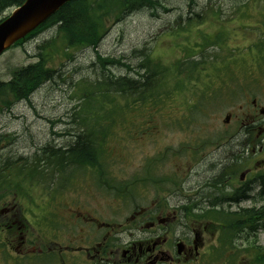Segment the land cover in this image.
<instances>
[{
  "label": "rangeland",
  "instance_id": "374dc122",
  "mask_svg": "<svg viewBox=\"0 0 264 264\" xmlns=\"http://www.w3.org/2000/svg\"><path fill=\"white\" fill-rule=\"evenodd\" d=\"M159 4V6L146 7L128 13L119 20L111 19L109 29L96 49L91 46L81 49L66 47L57 26H52L36 33L22 45L15 46L0 56V85H5L11 80L15 69L37 63L42 54L45 58H49L50 64L56 70L53 78L44 81L27 97L19 100H15L13 92L9 89L0 90L1 165L7 157L15 158L17 155L30 158V165L33 159H36L39 149H43L44 144H52V147L58 144H74L77 136L89 134L91 137L90 132L83 130L87 129L86 125L75 116L88 104L83 103L81 99L83 90H93L101 81L104 82L110 78L116 79L126 75L137 78L135 74L137 71L140 73L146 71L144 68L140 69L139 65L147 57L153 61L161 60L162 63L171 66L178 59L187 57L188 50L191 55L192 48L193 51L198 48L199 44L204 43V36L208 35L218 38V44L206 47L205 50L199 51L200 53L193 52L200 60L207 61V72L215 68L218 62H227V60H230V70L235 71L239 67L242 69L240 72L235 71L237 79L234 81L226 78L225 74L229 73L228 68L221 67L226 79L221 81L230 88L223 90L225 96L207 107L208 116L203 118L204 121L196 120L191 127V132L178 130L167 126L160 119L164 111L161 114L152 111V120L149 119V123L146 124L149 128L144 130L141 123L144 120V116L142 117L144 111L140 113L132 108L124 113L123 123L116 127L114 137L120 139L122 144H132L129 148L124 146L121 148L122 156L126 157L123 160L126 168L124 163H120V169L125 176L129 177L143 168V155L155 154L160 147L169 146L171 150L178 151L184 146H191L192 139H195V145L201 142L205 145L206 141L210 142L214 139V135L223 134L224 141L214 142L215 147L211 145L206 148L203 159L193 160L186 156H172L170 159L168 156H163L165 161L159 164L156 170L159 175L160 173H176L182 186L175 189L179 191L182 189V192H186L192 196L191 198H198V195L203 197L206 190L204 188L212 189L209 181L226 164L223 162L220 166L221 162L218 161L221 158L227 160L230 158L227 150L231 145L235 147V144L239 143L238 147H243L240 142H232L231 137L237 141L246 142L247 139H253L257 131L256 128L254 134L250 135L245 128L249 125L246 107L252 105L254 98L258 99L261 106L264 105V59L259 58L257 51L251 54V51L247 49L253 42H258L262 38L264 0H194V2L160 0ZM11 10H6L0 18L9 15ZM97 51L105 57L120 58L128 63L131 69L118 64L104 68L98 62ZM234 57L235 59L231 61ZM242 58L246 59V62H243ZM253 76L259 79L258 82L251 81ZM163 77V84L167 86V89L180 90L176 85L177 78L172 72L165 71ZM216 83L221 84L219 80ZM194 84L198 82L195 81ZM110 93L117 95L107 99V103L103 101L98 106L94 105L99 109H94L96 112L103 114L105 107L109 109L112 105L117 106L124 101L120 95L124 94L123 92ZM180 108V99L176 96V99L168 102L164 108V110L168 109L166 117L169 113L170 115L176 112L179 114ZM94 110L91 111L94 112ZM228 112H231L233 116L230 123H225L224 119ZM256 126L260 125L256 124ZM72 127H75L73 131L75 138L73 135L67 139L59 137L62 131ZM82 139L85 138L82 137ZM259 141L264 142V136L263 139H258L255 145L256 151H259L261 147ZM137 142L139 143L135 144ZM39 154L43 156L42 151ZM255 156L254 159L264 158V151ZM22 163L24 158L17 161L18 165ZM177 164L183 165V170L175 171L174 165ZM39 183V181H33L35 187H45L44 184ZM257 190L258 188L255 191ZM168 193L169 191L166 192ZM212 198L217 201L216 195ZM248 204H250L249 201L244 202L243 206ZM220 207L223 206L220 205ZM244 233L247 234L246 231H238L234 236L240 248L264 246L263 232H260L257 237L256 232H250L248 241L240 238ZM253 258L254 254L251 253L242 264H250L251 260V264H255Z\"/></svg>",
  "mask_w": 264,
  "mask_h": 264
},
{
  "label": "flooded vegetation",
  "instance_id": "af4514ba",
  "mask_svg": "<svg viewBox=\"0 0 264 264\" xmlns=\"http://www.w3.org/2000/svg\"><path fill=\"white\" fill-rule=\"evenodd\" d=\"M246 110L255 126L264 107L254 99ZM235 145L227 150L232 161L240 152ZM46 146L50 149L52 144L42 145L39 152ZM67 152L75 158L72 150ZM22 158L26 156L4 161L12 168ZM65 166L72 168L74 163L70 159ZM204 189L200 202L212 208L215 192ZM54 190L0 187V264H240L231 253L215 261L218 232H209L211 221L178 212L181 207L188 210L190 197L167 194L161 199L148 193L151 189L132 187Z\"/></svg>",
  "mask_w": 264,
  "mask_h": 264
},
{
  "label": "trees",
  "instance_id": "16d2710c",
  "mask_svg": "<svg viewBox=\"0 0 264 264\" xmlns=\"http://www.w3.org/2000/svg\"><path fill=\"white\" fill-rule=\"evenodd\" d=\"M25 0H0V16L8 9L19 6ZM160 0H71L65 4L60 10L53 14L46 22L37 27L33 32L27 35L24 39L19 40L15 46L22 45L36 33L45 30L52 26H57L58 33L63 37V40L68 48H86L96 47L100 43L103 36L109 29L111 19L119 20L128 13H133L136 10L146 7L159 6ZM194 2V0H190ZM3 18H0V21ZM204 43L199 44L192 54L188 50V56L184 59H178L169 66L161 62V60L153 61L150 57L145 58L139 65L140 69H146L144 73L136 72L137 78L129 76H121L116 79H108L101 81L95 89L83 90L81 99L83 103H88L83 107L82 112L76 113L82 124L86 125L87 129H83L87 133H91V138L77 136L74 144L54 145L42 151L43 156L38 153L33 159V162L25 169L19 167L21 172H24V178L17 181V186L24 187L32 186L33 181L47 182L50 185L54 178V173L58 172L65 166V161H76L78 165L86 163H94V158L99 160H108L113 157H118L122 154L120 151L122 143L120 139L114 137L116 127L123 123L124 113L134 108L142 113V117L146 116L152 120V111L161 114L168 102L180 96V103L183 105L184 113L180 117L171 115L172 122L179 127H187L191 130L193 123L196 120H203L208 113L206 110L211 104L217 102L220 97L225 96L223 90H228L230 86L223 84L221 80H226L222 74V66L228 68L226 78L236 80L235 71H241L242 68L230 70L229 61L218 62L215 68L207 72V61H202L196 57L194 53H200L206 47L218 44V38L212 36H204ZM45 46L42 45V49ZM254 54L256 51L259 58L264 59V32L262 38L258 42H253L247 49ZM200 51V52H199ZM186 54V55H187ZM41 55V54H40ZM37 63H31L21 68L15 69L11 80L5 85H0V90L3 88L13 92L15 100L22 97H27L44 81L53 78L55 68L50 64L49 58H45L42 54ZM98 62L104 67L108 65H119L131 69V66L123 62L120 58L105 57L97 51ZM231 59V61H233ZM246 62V59H241ZM160 62L163 64H160ZM227 63V64H226ZM219 64L221 66H219ZM165 65V66H164ZM169 70L173 76L177 78V87L180 90L168 88L163 84V73ZM221 84H217V81ZM197 81L198 84H194ZM251 81H256L254 76ZM258 82V80H257ZM240 86V85H238ZM123 92L120 94L123 102L117 106H111L109 109L104 108V113L96 112L94 105H99L107 99L117 94L110 92ZM105 105V104H104ZM94 106V107H93ZM91 110H94L92 112ZM99 110V109H97ZM203 115V116H202ZM199 116V117H198ZM144 123H149V120H143ZM80 129V128H79ZM74 127L60 133L62 138L67 139L69 136L75 138L73 133ZM85 138L84 140L82 139ZM91 140V141H90ZM52 143V142H50ZM202 144H199V146ZM72 150L73 154L70 158L68 155ZM48 153L50 158H46ZM17 165V163L15 164ZM0 167V186H10V182L14 175L11 168L6 165ZM27 170V172L25 171ZM224 176V175H223ZM19 179V177H17ZM30 182H27V180ZM259 179V178H258ZM113 176L111 174V184L113 185ZM222 180V178H221ZM216 181V180H215ZM28 183V184H27ZM177 184L176 181H174ZM261 191L254 197V203L250 208H245L235 213L236 217L231 222H226L229 230L230 240H234L235 233L240 231L256 232V237L260 232L264 233V176L261 177ZM240 193V191H239ZM241 194V193H240ZM251 234V233H250ZM249 238V237H248ZM259 246V245H257ZM254 254L255 264H264V246L247 248Z\"/></svg>",
  "mask_w": 264,
  "mask_h": 264
},
{
  "label": "water",
  "instance_id": "95a60500",
  "mask_svg": "<svg viewBox=\"0 0 264 264\" xmlns=\"http://www.w3.org/2000/svg\"><path fill=\"white\" fill-rule=\"evenodd\" d=\"M71 0H25L0 22V54L25 38ZM230 116H227L228 121Z\"/></svg>",
  "mask_w": 264,
  "mask_h": 264
},
{
  "label": "bare ground",
  "instance_id": "6f19581e",
  "mask_svg": "<svg viewBox=\"0 0 264 264\" xmlns=\"http://www.w3.org/2000/svg\"><path fill=\"white\" fill-rule=\"evenodd\" d=\"M54 14H55V13H54ZM49 154H53V153H48L47 155L49 156ZM48 158H50V157H48ZM3 164L7 166V165H9L10 163L7 162V161H4ZM15 164H16V163H15Z\"/></svg>",
  "mask_w": 264,
  "mask_h": 264
}]
</instances>
